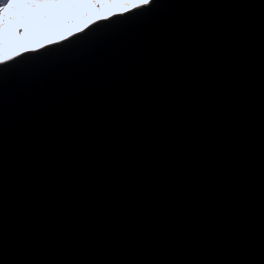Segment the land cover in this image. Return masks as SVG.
<instances>
[{
	"label": "water",
	"instance_id": "water-1",
	"mask_svg": "<svg viewBox=\"0 0 264 264\" xmlns=\"http://www.w3.org/2000/svg\"><path fill=\"white\" fill-rule=\"evenodd\" d=\"M10 58L0 264H264V0H155Z\"/></svg>",
	"mask_w": 264,
	"mask_h": 264
},
{
	"label": "rangeland",
	"instance_id": "rangeland-1",
	"mask_svg": "<svg viewBox=\"0 0 264 264\" xmlns=\"http://www.w3.org/2000/svg\"><path fill=\"white\" fill-rule=\"evenodd\" d=\"M135 0H25L0 16V59L35 50L72 36L91 22L133 9Z\"/></svg>",
	"mask_w": 264,
	"mask_h": 264
},
{
	"label": "snow or ice",
	"instance_id": "snow-or-ice-1",
	"mask_svg": "<svg viewBox=\"0 0 264 264\" xmlns=\"http://www.w3.org/2000/svg\"><path fill=\"white\" fill-rule=\"evenodd\" d=\"M27 4H30L31 6L35 7L37 3H43L44 0H25ZM155 0H135V2L132 4V6L138 11V12H147L151 6H153ZM19 6L24 5H18L16 3H13V0H0V16H2L6 9L8 8H16ZM135 15V14H134ZM127 18V17H125ZM4 27L3 23L0 22V29ZM92 31V29H89V33ZM89 33L83 34L87 36ZM78 41L77 39H73V41L69 43H73ZM11 58H3L0 59V66H4L5 68L11 67V65H6L5 60H10Z\"/></svg>",
	"mask_w": 264,
	"mask_h": 264
},
{
	"label": "trees",
	"instance_id": "trees-1",
	"mask_svg": "<svg viewBox=\"0 0 264 264\" xmlns=\"http://www.w3.org/2000/svg\"><path fill=\"white\" fill-rule=\"evenodd\" d=\"M65 39V38H64ZM64 39H62V40H64Z\"/></svg>",
	"mask_w": 264,
	"mask_h": 264
}]
</instances>
